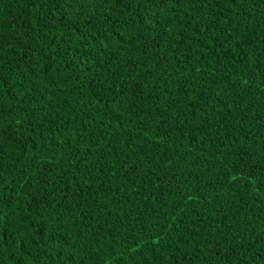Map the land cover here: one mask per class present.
Wrapping results in <instances>:
<instances>
[{"label":"trees","instance_id":"trees-1","mask_svg":"<svg viewBox=\"0 0 264 264\" xmlns=\"http://www.w3.org/2000/svg\"><path fill=\"white\" fill-rule=\"evenodd\" d=\"M0 264H264V0H0Z\"/></svg>","mask_w":264,"mask_h":264}]
</instances>
